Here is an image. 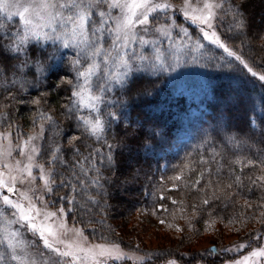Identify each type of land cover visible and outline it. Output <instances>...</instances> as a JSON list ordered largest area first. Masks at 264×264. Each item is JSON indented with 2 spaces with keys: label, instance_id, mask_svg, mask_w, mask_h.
<instances>
[{
  "label": "snow or ice",
  "instance_id": "obj_1",
  "mask_svg": "<svg viewBox=\"0 0 264 264\" xmlns=\"http://www.w3.org/2000/svg\"><path fill=\"white\" fill-rule=\"evenodd\" d=\"M249 3L0 0V88L6 93L0 101V264H149L161 256L166 257L163 264H205L209 257L215 264V246L179 256L141 252L139 245L125 251L120 242L107 237L89 243L83 228L69 226L66 219V213L77 208L89 214L94 206L106 207L108 191L102 181L113 184L119 172L131 167L137 148L126 138L133 127L143 130L131 111L138 107L137 100L154 94L142 81L179 74L178 69L193 65L214 66L229 74L241 104L242 94L248 92L244 119L240 126L225 122L206 131L198 145L199 159L188 152L179 170L168 177L172 189L183 184L192 194L191 203L167 196L170 189L163 184L158 196L153 192V200L167 199L178 206L188 231L200 221L205 232L217 223L246 225L249 220L264 229V66L258 71L244 54L252 40L264 44V28L255 31ZM14 18L17 23L10 24ZM46 72L59 77L58 89L66 86L64 90L70 92L59 116L78 134L65 133L55 109L42 107L46 92L31 101L35 110L27 134L12 122L9 109L23 104L24 94L39 87ZM69 73L73 78L64 79ZM257 85L260 91L254 95ZM64 136L66 145L61 142ZM109 136L115 143L109 142ZM217 139L219 150L214 144ZM134 141L145 153L152 148L147 135L142 143L135 137ZM243 148L248 154H239ZM135 176L132 173L121 183ZM253 189L259 193L255 202L250 199ZM221 206L225 213L231 206V213L220 214ZM160 212L168 213L169 208L155 203L151 214L162 226L176 233L185 231L167 218L160 219ZM176 218L173 212V221ZM95 223L111 230L104 217ZM260 231L256 230L257 240ZM246 247L251 244L239 242L220 251L240 252ZM224 264H264V245Z\"/></svg>",
  "mask_w": 264,
  "mask_h": 264
},
{
  "label": "trees",
  "instance_id": "obj_2",
  "mask_svg": "<svg viewBox=\"0 0 264 264\" xmlns=\"http://www.w3.org/2000/svg\"><path fill=\"white\" fill-rule=\"evenodd\" d=\"M262 8H264V5L261 4V0H250L248 11L255 31L264 28V22L261 21L260 26L256 22L260 20L258 14L264 13ZM9 23L14 25L17 21L13 20ZM224 26L226 27V24ZM189 28L190 30L192 29L191 27ZM193 34L195 35V32ZM236 43H239V41H236ZM47 47L51 48V45L49 44ZM258 47L264 49V44L259 39H254L249 46L244 48V54L260 69L261 66H264V57L258 59ZM67 54L74 55V53ZM256 61L258 63H255ZM61 69L62 71L65 70V65H61ZM178 73L171 75L161 74L158 78L151 77L142 81L143 85L152 89L154 94L150 97H142L140 100H137L136 104L138 107L134 111L130 110L131 116L140 119L143 123V130L139 127H133L129 130L126 138L128 141H133V147L137 148V151L133 153L130 160L131 167L124 168L119 172L114 177L116 182L113 184H107L102 181V183H105V188L108 191L107 206H94L93 212L89 214H85L84 210L79 208L70 212L76 223L88 235L89 239L99 243L103 242L102 237H107L109 240L120 242L121 245L127 246L128 249H135L138 244L135 242L136 236L133 233L137 235L142 232L139 228H142L143 224L139 214L148 209L146 212L147 216L157 222L158 217L151 214V209L155 203H163L169 208L168 213H159L160 219L167 218L170 222L184 227L185 231L182 234L176 233L174 230H168L160 224L168 233L182 236L181 239L178 240V243L173 244L172 241L163 239L162 242H166L165 244L168 245L164 244L155 249H146L144 246L139 245L141 252H174L177 256L181 253H194L188 249L206 234L211 238V234L214 235V231L217 228L218 232H221L222 227H224L222 230L227 228V231L222 232L236 235L241 240L247 242H251L256 238V230H261L259 234L264 233V229H262V226L256 220H249L246 225L237 223L225 226L224 223H217L213 229H209L207 232L204 231L203 221H200L195 224L192 231H188L185 221L180 219L181 213L176 211L178 206H172L167 199L164 201L153 200V192H156L158 196V189L163 184L165 188L170 189L166 192L167 196L191 203L192 194L187 192L183 184L178 189H172V184L168 180V177L173 176L179 170L178 166L183 163V158L188 152L193 153L194 159H199L197 153L200 149L198 145L206 131L213 129L217 124L225 122L234 126H240L247 108L248 92L242 94L245 99L244 103L241 104L237 98V94L233 91V82L228 78L229 74L217 70L214 66L202 68L193 65L179 69ZM63 78L72 79L73 77L69 73ZM149 80L151 81L150 83L148 82ZM57 84H59V77L52 72H46L40 86L31 87L24 94L23 100L25 102L23 104H13L9 109L12 122L18 124L25 134L32 128L35 106L31 104V101L35 98H40L41 92L48 93L43 98L47 103L43 104L42 107L45 110L49 108L55 109L54 114L59 118L58 122H60V126L64 129V132L78 134L75 133L74 126L68 128L67 122L63 121V117L59 116L60 112L63 111L61 105L67 103L65 97L70 95V92L64 90L66 86L58 89L56 87ZM249 91H251V88H249ZM259 91L260 89L257 85L253 94L255 95ZM4 95L6 93L0 88V101H3ZM199 106H202V108ZM193 108L197 110L196 113L193 111ZM7 123L4 122L3 127L6 128ZM119 128L122 134L123 122H121ZM141 132H143V135ZM157 132L159 135H152ZM181 132H187V141L181 143L179 149L173 152L174 141ZM144 135L148 136L149 142L152 145V148L147 153L140 150L138 144L134 141L135 137L142 143ZM61 142L66 145L67 137L64 136ZM109 142L115 143L111 139V136H109ZM214 144L219 150V139ZM104 150L107 151L106 147ZM204 154L207 157V149H204ZM239 154H248V149H241ZM128 155V152L125 150L124 156L127 157ZM71 158V154H69V159ZM162 166H164L163 169ZM249 171V169H245L246 173ZM132 173H136L135 179L129 183H121L125 177L130 176ZM92 191L95 192V190ZM245 192H247V189H245ZM253 192L255 194L250 199L255 202L259 193L256 189H253ZM100 204H104L103 199L100 200ZM239 204L242 206L243 200H240ZM231 210L230 206L227 213H225L221 206L218 211L220 214L226 215L230 214ZM173 212H175V216L177 217L175 221H173ZM246 214H250V210ZM100 217L105 218V223L111 226V230L102 228L98 223H95ZM90 219L93 223H89ZM238 229L239 231H237ZM222 237L223 234L220 233L216 240L219 239L218 241L221 242ZM216 240L214 239V241ZM213 246H215L218 252L215 259L219 257L223 258L224 252L220 251L221 245L214 244L206 247L204 251ZM165 258L161 256L153 261H149V264L163 263ZM212 259L209 257L207 261Z\"/></svg>",
  "mask_w": 264,
  "mask_h": 264
},
{
  "label": "rangeland",
  "instance_id": "obj_3",
  "mask_svg": "<svg viewBox=\"0 0 264 264\" xmlns=\"http://www.w3.org/2000/svg\"><path fill=\"white\" fill-rule=\"evenodd\" d=\"M262 16H264V13L258 14V17H259L260 20H258L256 22H257V24L259 26H260V23L262 21L261 20ZM13 20H16V19L14 18ZM181 22H183L182 18H181ZM187 26L193 28L192 25H187ZM258 44H260V43H258ZM257 49H259V50H257L258 59L264 57V49H262L260 47H258ZM255 63H258V62L256 61ZM257 70L259 71L260 69L257 67ZM199 107L202 108V106H199ZM193 111L195 113L197 112V110L195 108H193ZM187 138H188L187 132H181L179 134L178 138L174 141V145L172 147V151L173 152L177 151L179 149L181 143L187 141ZM163 168H164V166H162V169ZM49 199H51V197H49ZM56 206L58 207L59 204H57ZM139 215L142 218L143 224H142V228H139L140 230H142V232L138 233L137 235L135 233H133V235L136 236V239H135L136 244L144 246L146 249H155V248H159V247L163 246L166 243V242H162L163 239L172 241V244L173 243H178V240L181 239L182 236L173 235L171 233H168L166 230H164L160 226V223L158 221L155 222L153 219L148 217L146 212H142ZM66 219H67V222H68L69 226H72L73 224H75L76 227H80L76 223L75 219L73 218V216H72V214L70 212L66 213ZM222 229H224V227L221 228V232H218V228H217V230L214 231V235H212L210 233L211 234V238L208 237L209 235H207V234L204 235L202 237V239H199L198 242L195 243L188 250L190 252H194V253L197 252L198 253L200 251H204V249L206 247L212 246L214 244H217L218 246L221 245V248H229V247H232V245L237 244L239 242H244L246 244H251V247H246L245 249L241 250L240 252H236V251H232L230 253H226V252L223 253L222 252L223 253V258H220V257L216 258L215 259V264H224L225 260L238 259L241 256L246 255L248 252H250L253 247L264 245V233L259 234V239L258 240L255 238L253 241L247 242V241L241 240L236 235L228 234V232H225V233L222 232V231H227V228L225 230H222ZM162 233H165V234H162ZM220 233L223 234V237L221 238V242L218 241L219 239L216 240ZM166 234H167V236H166ZM86 236L88 237V235H86ZM30 239H31V237H30ZM214 239L216 241H214ZM88 242L89 243H98L96 241H93V240L89 239V237H88ZM165 245H168V244H165ZM122 247L125 249V251L129 250L128 247L125 246V245H122ZM211 262H212V260H208V261L205 262V264H211ZM126 264H131V262L128 261V262H126ZM159 264H163V263H159ZM193 264H195V262H193Z\"/></svg>",
  "mask_w": 264,
  "mask_h": 264
}]
</instances>
